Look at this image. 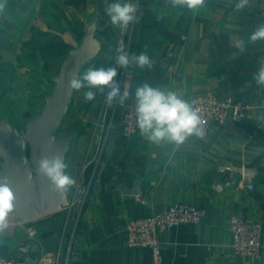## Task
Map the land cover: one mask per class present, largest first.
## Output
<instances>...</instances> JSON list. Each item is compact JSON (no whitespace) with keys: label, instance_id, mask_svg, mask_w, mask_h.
<instances>
[{"label":"crops","instance_id":"obj_1","mask_svg":"<svg viewBox=\"0 0 264 264\" xmlns=\"http://www.w3.org/2000/svg\"><path fill=\"white\" fill-rule=\"evenodd\" d=\"M114 0H0V119L24 130L53 86L70 47L77 45L89 18L98 11L99 38L107 57L98 56L87 68L115 66L116 49L146 52L151 69H118L117 80L135 88L145 82L178 91L189 102L210 91L220 96L246 97L251 105L243 119L213 123L206 138L192 136L183 144H152L139 134L123 135V109L104 105V95L85 102L75 92L71 105L77 114L79 136L66 156L68 172L85 180L91 163L90 187L70 206L20 221L10 216V228L0 236V254L27 263L30 257H52L42 264H150L145 246L128 244L130 218L167 209L177 201L200 205L206 213L199 223H183L160 231L164 264H264V89L252 82L264 53V41L248 43L244 52L235 41L264 23V0L237 13L223 0H207L197 13L173 9L167 0H138L142 15L126 32L105 14ZM149 11L163 15L156 22ZM132 43V44H131ZM132 45V47H131ZM148 51V52H147ZM123 91V87H121ZM133 100V99H129ZM97 111L95 121L91 114ZM100 126L95 129V122ZM100 131L96 142V133ZM258 170L254 188L242 181V166ZM97 168V169H96ZM229 168L230 171L222 169ZM77 185V184H76ZM140 185V192H124ZM76 187V186H75ZM137 196L145 198L143 203ZM261 223L258 257L238 255L232 247L231 215ZM36 244L32 249L30 245ZM38 261V263H39Z\"/></svg>","mask_w":264,"mask_h":264},{"label":"clouds","instance_id":"obj_2","mask_svg":"<svg viewBox=\"0 0 264 264\" xmlns=\"http://www.w3.org/2000/svg\"><path fill=\"white\" fill-rule=\"evenodd\" d=\"M223 2L231 6L235 12L241 13L256 0H223ZM167 3L173 9L197 13L206 7L207 0H167ZM3 7V4H0V11H3ZM138 13L142 15L138 0H114L105 7V14L110 23L122 32H126L130 25L139 21ZM163 18L162 14L156 13L157 21ZM257 41H264V23H260L254 29L247 42L238 38L234 46L242 53L248 43ZM116 51L115 66L107 68L92 66L79 73L70 74L68 88L77 92L87 89L83 93L85 102L97 101V92H101L104 95L106 108H111L116 103L123 106L125 101L133 99L136 127L139 134L149 143L181 145L194 135L198 137L204 135L200 110L194 108L178 91L154 87L151 83L145 82L138 85L133 93L129 82L125 81L121 85L116 79L118 69L130 67L141 70L151 69L153 61L146 52L131 54L123 46ZM252 82L256 87L264 89V59H261L258 70L253 73L251 81L245 83V87H252ZM68 169L69 164L59 154L51 157L41 156L36 161V171L47 178L56 192L64 195H67L77 184L76 178L69 174ZM15 201L16 196L8 177L0 176V236L10 228V216L14 215Z\"/></svg>","mask_w":264,"mask_h":264},{"label":"water","instance_id":"obj_3","mask_svg":"<svg viewBox=\"0 0 264 264\" xmlns=\"http://www.w3.org/2000/svg\"><path fill=\"white\" fill-rule=\"evenodd\" d=\"M97 28L98 11H95L84 26L80 42L69 48L58 71L52 75L51 90L44 95L41 109L27 117L24 130L18 129L7 118L0 119V176L9 179L16 196L14 213L20 221L70 206L84 194V184L74 187L67 195L56 192L47 178L36 171V161L41 156L57 154L66 160L72 142L79 136V130H61L76 92L67 84L70 74L81 72L96 57H107L111 53L107 49L100 55L103 46L111 41L99 38ZM97 115L94 111L90 120L95 121ZM99 137L100 131H97L96 142ZM124 192L137 194L140 185ZM36 246L30 245L32 249ZM39 259L30 257L27 261L37 263Z\"/></svg>","mask_w":264,"mask_h":264},{"label":"built area","instance_id":"obj_4","mask_svg":"<svg viewBox=\"0 0 264 264\" xmlns=\"http://www.w3.org/2000/svg\"><path fill=\"white\" fill-rule=\"evenodd\" d=\"M264 59V53L262 56ZM190 103L194 108L200 110L202 127L206 138L209 134L211 124H223L231 117L235 121L243 119L247 110L251 107L246 97L234 98L230 95L220 96L210 91L203 95L194 96ZM117 104V103H116ZM123 109V135L131 136L139 130L135 123L134 100L125 101L121 106ZM230 115V116H229ZM100 120L95 122V129L100 126ZM223 171H230L225 168ZM258 170L255 167L242 166L239 169L240 179L247 182L249 189L254 188V179ZM84 184V196L90 187V181H78L77 186ZM79 197L77 200L82 201ZM137 200L145 203L142 196H137ZM204 207L177 201L172 203L167 209L150 215L137 216L129 219L127 223L128 244L132 246L140 245L147 247L151 252L150 264H164V254L161 248L158 233L163 230L177 227L183 223H199L205 216ZM229 227L232 233V247L236 254L250 257H258L261 248V223L259 220L250 217H244L239 214L231 215ZM52 257H44L37 264L51 263ZM0 264H31L17 257H6L0 254Z\"/></svg>","mask_w":264,"mask_h":264},{"label":"trees","instance_id":"obj_5","mask_svg":"<svg viewBox=\"0 0 264 264\" xmlns=\"http://www.w3.org/2000/svg\"><path fill=\"white\" fill-rule=\"evenodd\" d=\"M146 19H149V20H151V22H156L157 21V19H156V12H154V11H149V13H148V15L146 16V18H145V20ZM132 44V43H131ZM131 47H132V45H131ZM148 52V51H147ZM92 61V60H91ZM90 61V62H91ZM89 62V63H90ZM89 63H88V65H89ZM88 65H87V67H88ZM86 67V68H87ZM85 68V69H86ZM84 70V69H83ZM82 70V71H83ZM71 108V107H70ZM71 110V109H70ZM61 130L62 131H72V130H80L79 129V124H77V123H72V122H66V121H64V123H63V125H62V127H61ZM94 164L93 163H91V164H89L88 166H87V168L85 169V180H88L89 179V177L91 176V174L93 173V171H94ZM97 169V168H96Z\"/></svg>","mask_w":264,"mask_h":264},{"label":"rangeland","instance_id":"obj_6","mask_svg":"<svg viewBox=\"0 0 264 264\" xmlns=\"http://www.w3.org/2000/svg\"><path fill=\"white\" fill-rule=\"evenodd\" d=\"M70 109H69L68 114L66 115L65 121L76 123V121L78 120L77 114H75V112H73L74 108H73V110H72V107Z\"/></svg>","mask_w":264,"mask_h":264}]
</instances>
